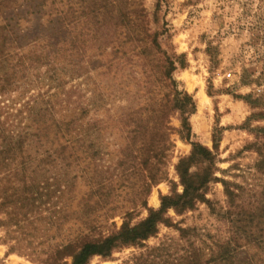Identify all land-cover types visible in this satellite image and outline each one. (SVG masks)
<instances>
[{"label":"rangeland","instance_id":"rangeland-1","mask_svg":"<svg viewBox=\"0 0 264 264\" xmlns=\"http://www.w3.org/2000/svg\"><path fill=\"white\" fill-rule=\"evenodd\" d=\"M50 1L0 0V26H7L8 36H17L19 54L37 50L50 57L48 64L32 66L0 92L3 129L23 141L0 158V264H71L69 257L55 253L66 241L86 233V223L97 225L82 242L103 240L124 223L138 225L149 210L160 208L162 197L182 193L175 166L191 156L193 145L211 152L210 161L196 156L187 163L194 183L211 174L198 192L204 200L181 212L167 210L166 224H159L153 236L106 257L93 256L86 264H187L193 250L203 263L227 242L238 245L235 264H264V218L259 219L264 213V168H258L264 159V0H56L53 6L63 12L65 28L75 24L70 34H62L65 52H48V47L41 48L44 41H31L45 35L41 25ZM112 5L143 10L141 21L149 34H157L161 51L174 60L172 79L193 107L186 117L189 139L180 132V116H170V149L150 168L162 179L147 195L140 191L149 168L141 167L135 149H124L123 134L108 120L122 107L139 106L147 98L120 99L111 76L103 74L105 55L99 57L86 42L93 34L88 24L101 18L96 7ZM119 16L116 11L104 14L107 23ZM73 37L77 47L71 58ZM166 93L160 90L157 98ZM80 103L88 109L83 124L97 119L106 126L94 135L97 139L92 137L93 156L86 159L74 154L75 149L61 153L63 142L52 141L54 133L40 140L32 136L40 109L49 105L52 115L46 122L60 124L77 114ZM71 155L79 158L69 164ZM97 177L111 182L115 191L102 201L114 210L83 216L80 206ZM224 185L233 193L232 203ZM96 200L93 195L90 205Z\"/></svg>","mask_w":264,"mask_h":264},{"label":"trees","instance_id":"trees-1","mask_svg":"<svg viewBox=\"0 0 264 264\" xmlns=\"http://www.w3.org/2000/svg\"><path fill=\"white\" fill-rule=\"evenodd\" d=\"M58 2L60 3V1ZM55 3L56 0L50 1L49 13L41 25L45 30V35L42 34L41 37H36L31 41L33 44L44 41L46 44L41 48L48 47V52H53L54 48H58L57 51L59 52H65L66 50L62 49L64 45L62 34H70L75 24H71V29L70 27L69 29L65 28L64 14L53 6ZM97 9L100 11L96 12V16L98 15L101 18L88 24L90 26L88 30H92L93 34L86 42H91L92 48L96 50L99 57L105 55L106 63L103 74L111 76L114 87L118 88L120 99L127 100V97L131 100L147 98L139 106H129L125 110L122 107L121 111L113 116L114 119L108 117L112 128L123 134L124 149H135L141 158V167L145 168V171L149 168L146 171L149 175L148 179L142 182V191H140L142 194L147 195L151 185L162 179V177L150 173V168L153 165L152 162L158 163L170 149L169 136L172 128L169 126V118L176 113L180 116V132L184 134L185 139H189L190 131L186 117L193 108L192 103L185 93L177 90L176 83L172 79V74L176 69L174 60L161 51L157 34H149V30L141 21V18H143L142 9L136 10L129 6L120 8L114 5L110 7L97 6L96 11ZM114 11L117 15L120 14L119 19L112 17L110 22L107 23L104 14L108 13L112 16ZM6 30V25L0 26V92L6 91L7 87L15 84L21 79V76L23 78L26 71L32 66L48 64L50 59L47 51L42 53L32 50L28 55L19 54L22 47L16 43L17 36H14V38L12 35L8 36L5 33ZM74 37L69 41V55L71 58L73 56L71 51L77 47L75 45L76 38ZM162 89L166 90L167 93L159 99L157 96ZM169 94L172 97L171 99ZM149 101L153 102L150 103ZM86 106L84 103H80L75 109L77 114L73 112L67 122L60 124L58 121H52L51 124L46 122L47 116L52 115V110L48 109L50 108L49 105L48 108L40 109L37 113L38 123L34 130L35 134L32 136L40 140L47 139L50 133H54V135L52 134V141L59 143V140H61L63 142L62 145H59L61 153L66 152L68 149H75L74 154L85 155L86 159L90 158V156H93L90 153L96 145V141L92 137L100 135L106 126H102V121L97 119H92L90 123L86 121V124H83L88 111ZM188 106L190 111L187 110ZM3 124L4 122L0 121V158L12 154L23 143L21 137L15 140L9 133H5ZM261 132H264V129ZM94 138L97 139L95 136ZM215 142L216 139L213 136V149L216 146ZM93 152L98 153L97 151ZM71 156L70 160V156L64 158L69 160V164L76 162L79 158ZM196 156L204 161H210L211 152L199 145L192 146L191 156L187 159H181L175 166V172L183 188L182 193L162 197L160 208L155 211L149 210L147 217L141 223L134 227H129L124 223L114 235L103 240L82 242L87 234L96 228L97 224H93L91 223L93 221H91L86 223L88 225L86 226V233L81 232L74 239L66 241V244L60 246V249L56 251V256L60 254V256L69 257L71 264H86L89 258L93 256L106 257L115 249L135 245L153 236L159 224H166V219L163 217L167 210L172 209L181 212L185 209H191L196 202L203 201V196L198 192L210 181L211 174H204L200 180L198 179L197 183H194L195 175L189 172L187 163ZM259 167L260 169L264 168V159H261L258 163ZM101 174L99 172V175ZM97 178L99 180H95L94 189L89 191L90 194L80 206L83 210L81 212L83 216L103 209H106V211L114 210L107 208V202L102 201L115 191L110 185L111 182L102 181L103 177ZM122 187H124L123 183L119 185L118 189ZM224 187L225 195L232 203L233 193L225 185ZM93 195L97 200L90 205L89 199ZM262 218H264V213L259 215V219ZM77 243H80L79 247L76 251L71 252V249ZM237 249L238 245L236 243L227 242L224 247H221L219 253L211 256L203 263L200 262L199 252L193 250L189 253L187 264H235ZM52 262L51 264H55V261Z\"/></svg>","mask_w":264,"mask_h":264},{"label":"bare ground","instance_id":"bare-ground-1","mask_svg":"<svg viewBox=\"0 0 264 264\" xmlns=\"http://www.w3.org/2000/svg\"><path fill=\"white\" fill-rule=\"evenodd\" d=\"M200 97L202 100L206 99L203 94H200ZM151 204H154V205L156 204V199L154 196H152V198H151Z\"/></svg>","mask_w":264,"mask_h":264}]
</instances>
